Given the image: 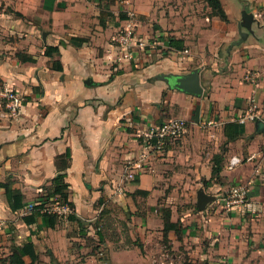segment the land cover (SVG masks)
<instances>
[{
	"label": "crops",
	"instance_id": "crops-1",
	"mask_svg": "<svg viewBox=\"0 0 264 264\" xmlns=\"http://www.w3.org/2000/svg\"><path fill=\"white\" fill-rule=\"evenodd\" d=\"M221 2L229 21L214 14L207 0H0V87L18 89L24 99V107L13 114L0 98V181L20 189L25 203L12 210L0 186V264H12L10 254L30 239L45 264H81L76 241L83 243L81 250L88 249L84 236L92 233L99 211L111 203L132 211L146 205L147 214L134 216L136 229L144 232L157 221L159 226L144 234L143 242L146 250L150 240L159 247L164 220L156 206L162 197L172 201L178 181L198 183L196 192L206 191L204 184L224 189L245 185L250 210L223 204L224 212L210 211L216 198L200 210L197 195V212H179L172 203V221L182 222L179 230L168 232L173 249H183L182 243L192 249L188 240L197 239V247L207 250L201 256L208 264H264V0H249L256 20L251 30L243 28L248 36L236 45L232 42L240 38L241 20L236 14L243 5L239 0ZM131 19L141 24L133 44L135 57L119 60L120 31ZM155 34L163 35L157 37L158 46L148 38ZM71 35L89 38L90 44L70 40ZM167 36L183 38L186 49H169ZM48 45L59 46L60 54L46 55ZM160 45L171 54L161 56ZM53 60H60L63 69L53 68ZM195 68L204 86L201 95L171 87L162 76ZM169 89L167 110L161 111L162 94ZM252 95L259 117L242 124L241 135L228 140L225 124L245 112ZM132 112L139 119H132ZM169 116L186 118L185 132L163 151L147 152L145 171L120 188L126 162L147 151L139 132ZM208 120L216 123L205 125ZM68 150L66 179L77 220L61 219L54 228L46 227L41 216L26 223L24 216L43 198L40 188L58 173L56 157ZM216 154L223 157L218 180L212 179ZM233 155L243 162L229 169ZM208 238L214 240L207 244ZM44 244L47 253L41 252ZM125 251L130 257L125 264L170 263L137 246ZM24 259L31 261L29 255ZM87 261L101 260L89 254ZM109 263L117 264L114 255Z\"/></svg>",
	"mask_w": 264,
	"mask_h": 264
},
{
	"label": "rangeland",
	"instance_id": "rangeland-1",
	"mask_svg": "<svg viewBox=\"0 0 264 264\" xmlns=\"http://www.w3.org/2000/svg\"><path fill=\"white\" fill-rule=\"evenodd\" d=\"M23 1V0H22ZM213 13L214 10L212 9ZM205 16V15H204ZM236 16L238 18L241 17V14L237 12ZM140 21L143 22L141 19ZM138 22V21H137ZM135 22V33H137L138 26L141 25ZM148 27V26H147ZM151 27H154L157 30L156 24L151 25ZM162 34L159 35H154V37H148L149 40H154L157 41L158 43V38L157 37H162ZM139 44L141 42H146L144 39L143 40H137ZM160 42V41H159ZM155 43L156 46L159 45ZM145 45H143L144 47ZM144 48H149V46H145ZM160 51L159 54L161 56H168L171 54V52L167 49V47H164L160 45ZM158 54V53H157ZM180 57V56H179ZM154 58V57H153ZM146 63V62H144ZM143 64V63H142ZM171 118V116H169ZM168 119V118H166ZM148 125L147 121H145V126ZM143 139V138H142ZM163 151V150H161ZM218 180V179H217ZM180 187L178 188V192H172V201H167L164 200V198H160L158 201V205L156 207L159 208L161 216H163V213L165 210L170 209L169 206L172 205V203H177L178 211L181 212L182 210L180 208H183L184 210L186 209H192L191 212H197V205H196V195H197V188L199 187L198 183H193L190 186H186L181 184V181H178ZM206 187V191L209 194L215 195L216 196V203L212 205V208L210 211L215 212L216 210H219L220 212H224L226 210L225 208L222 207V205L225 204V200L227 199V192L226 190L231 187L228 186L227 189L220 188L219 186H214L212 183L211 185L204 184ZM177 187V185H174ZM203 187V185L201 186ZM167 190L166 193H171L168 192ZM175 193V194H173ZM166 197V196H165ZM139 200H142L141 198H138ZM136 199V200H138ZM195 200V201H194ZM145 209V211H141ZM152 211V210H151ZM99 218L94 221V227L91 229L92 233L90 235H85L84 236V243L88 247V249L81 250V248L84 246L83 243L81 244L80 241H76L79 246H77V249L79 252L77 258L80 259L79 261L81 264H88V255L93 254V257H96L98 260H104V259H109L112 261V256L114 255L115 259L117 260V264H125V260L130 259L129 256L126 254V249L132 248L137 246L142 253L150 254L152 253V256L156 258H163L166 259L168 262L167 264H208V261L203 259L201 256L203 250L205 253H207L206 248H198V243L199 241L197 239H191L188 240L189 242H193L192 249L186 250L185 244L182 243L180 246L183 248H175L173 249V244L170 243L169 241L171 240L170 238H165L160 240V245L156 243L153 244V240H150L149 243L146 245L147 250L144 249V242H143V235L149 233L148 231L150 229H156L159 225L157 224V221H155L151 227H148L146 231H138L136 229L137 223L136 219L134 216L138 213L145 215L146 212V205L145 207H139L136 211H132L131 209L126 208L125 204L124 207L120 208L118 206H114L113 203H111L108 207L106 206V209L104 208L99 211ZM156 213V212H154ZM159 213V212H158ZM63 221H65L66 217L61 218ZM190 215H189V221H190ZM191 222V221H190ZM64 227V224H61L60 228ZM59 228V229H60ZM70 229V227H68ZM196 229L198 230V226L196 225ZM74 231L69 230V233H73ZM199 233V231H198ZM198 233H195L193 235H196ZM50 236V235H49ZM154 237L157 236V232L153 235ZM216 237H214L215 239ZM41 239V238H40ZM212 239V240H214ZM44 240V239H42ZM59 240V239H58ZM206 243L209 244L210 241H212L209 238L205 239ZM180 243H177L179 245ZM48 247L47 245L44 244V247L41 249L42 253H47L48 252ZM65 248V247H64ZM74 248V247H73ZM194 249V250H193ZM66 251H68L65 248ZM115 251V252H113ZM124 252V253H123ZM188 252H191L190 254ZM164 253V254H163ZM176 253V254H175ZM137 253H131V256L135 259ZM119 257H118V256ZM76 258V257H75ZM76 258V259H77ZM3 259V258H2ZM75 259V260H76ZM71 259H69L70 261ZM124 261V262H123ZM74 262V261H73ZM42 264H45V262L41 261ZM48 264V263H47ZM55 264V263H54ZM57 264V263H56ZM69 264H75V263H70ZM143 264V263H140ZM147 264V263H144ZM148 264H155L150 261Z\"/></svg>",
	"mask_w": 264,
	"mask_h": 264
},
{
	"label": "trees",
	"instance_id": "trees-1",
	"mask_svg": "<svg viewBox=\"0 0 264 264\" xmlns=\"http://www.w3.org/2000/svg\"><path fill=\"white\" fill-rule=\"evenodd\" d=\"M210 6L214 10V14L220 16L223 20L229 21L228 14L223 7V4L221 0H207ZM243 4L249 5L248 0H241ZM18 15L23 16L22 13L17 12ZM110 15L113 16L112 13ZM70 40L82 42L83 44H90V39L86 37H80V36H70ZM165 45L172 50H185L186 44L185 40L183 38H178L176 36H167L164 38ZM61 43L64 44L65 41L61 40ZM45 54L48 56L53 57L54 55L60 54L59 46L54 45H48L45 49ZM28 59H32L31 56L26 57ZM154 59H157V56L154 57ZM144 65H147V63H144ZM52 66L55 69L62 70L63 65L60 60H53ZM172 89H169L167 91H164L162 94V105L160 107L161 111L167 110L168 107V100L170 99ZM132 119L137 120L139 119V116L132 112ZM122 122H125L122 120ZM241 125L237 121H229L224 126V132L228 138V140L235 139L241 135ZM128 130L132 131L133 129L131 127H128ZM71 159V152L68 150L66 153L59 155L56 157V167L58 173L56 176L52 178L49 184H45L40 188V191H44L43 198L40 203L35 204L33 208L30 210L28 214L24 216V220L28 224L35 223L37 221V218L39 216L43 217L44 225L46 227H52L54 228L59 221L61 220V216L55 213H48L45 211H42L45 203L51 201L52 199H58L62 202H68L70 206L73 208V211L68 214L67 218L71 220H77V216L75 214V203L69 199V186L70 183L67 181V170L69 167V161ZM223 157L222 154H216L214 156V165L212 170V179H220V172L222 170V161ZM0 186L5 188L7 199L10 203V206L12 210H18L25 206V203L23 201V193L20 189H12L10 188V181L1 182ZM138 192L147 194V190H138ZM172 213L170 209H167L163 213V220H164V239L168 238V232L170 230H179L182 226V222L180 220L178 221H172ZM25 255H29L31 261L27 263L24 259ZM9 261L12 264H42L40 260V256L36 251V248L34 246V243L30 239L29 241L23 243L18 247L16 251H13L10 256L8 257ZM109 259H104L99 262V264H111L109 263Z\"/></svg>",
	"mask_w": 264,
	"mask_h": 264
},
{
	"label": "built area",
	"instance_id": "built-area-1",
	"mask_svg": "<svg viewBox=\"0 0 264 264\" xmlns=\"http://www.w3.org/2000/svg\"><path fill=\"white\" fill-rule=\"evenodd\" d=\"M135 21L133 19L127 21L120 31V37L118 39L121 50L118 55L119 60H132L135 57L133 44L136 41L135 33ZM145 43L141 42L143 46ZM0 98L3 100L7 109L13 114H17L24 107V99L22 93L13 87H0ZM259 117V105L255 95H252L249 99V105L244 113L240 114L235 121L240 124H245L248 121H254ZM214 120H208L204 124L208 126L214 125ZM188 124V120L182 117H171L156 124L148 125L143 128L138 136L141 137L144 148L147 150L143 152L142 156L138 159H129L124 167L123 177L119 187L124 186L125 181L135 180L140 173L145 171L144 157L147 152L151 150L161 151L165 146L182 136L185 132ZM243 162V158L238 155H233L227 162V168L233 169L237 165ZM227 199L225 204L227 208H235L239 211H249V191L245 185L231 186L227 191ZM33 206H31L32 208ZM42 211L48 213H55L61 217H66L73 211V208L68 202H62L58 199H52L45 203Z\"/></svg>",
	"mask_w": 264,
	"mask_h": 264
},
{
	"label": "water",
	"instance_id": "water-1",
	"mask_svg": "<svg viewBox=\"0 0 264 264\" xmlns=\"http://www.w3.org/2000/svg\"><path fill=\"white\" fill-rule=\"evenodd\" d=\"M243 7L241 10V20L239 22V31L240 38L232 42V45L239 44L243 42L248 36V31L251 30L253 22H255L256 18L252 8L249 5L243 4L241 0H239ZM246 28L247 30H244ZM169 83L171 87L183 90L189 94L193 95H201L204 92V86L201 82L200 69L195 68L190 73L186 74H164L162 75ZM216 196L209 194L205 191L204 188H200L197 192V205L200 210L204 209L206 205L213 200H215Z\"/></svg>",
	"mask_w": 264,
	"mask_h": 264
}]
</instances>
